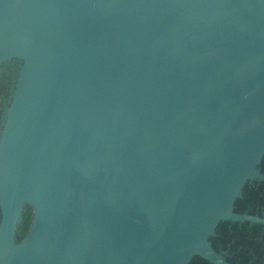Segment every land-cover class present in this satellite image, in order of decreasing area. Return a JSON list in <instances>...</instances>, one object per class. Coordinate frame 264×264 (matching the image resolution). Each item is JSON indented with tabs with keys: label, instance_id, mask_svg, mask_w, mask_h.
<instances>
[{
	"label": "water",
	"instance_id": "obj_1",
	"mask_svg": "<svg viewBox=\"0 0 264 264\" xmlns=\"http://www.w3.org/2000/svg\"><path fill=\"white\" fill-rule=\"evenodd\" d=\"M0 264H231L263 181L264 0H0ZM32 208L16 243L24 206Z\"/></svg>",
	"mask_w": 264,
	"mask_h": 264
},
{
	"label": "trees",
	"instance_id": "obj_2",
	"mask_svg": "<svg viewBox=\"0 0 264 264\" xmlns=\"http://www.w3.org/2000/svg\"><path fill=\"white\" fill-rule=\"evenodd\" d=\"M17 62L0 67V126L3 108L7 105L16 82ZM264 174V156L258 166ZM234 211L264 217V182L249 181L242 190V197L234 203ZM32 208L25 205L16 226V243L28 233L32 221ZM215 251L223 254L231 264H264V227L251 223L220 222L215 236L209 239ZM189 264H210L193 257Z\"/></svg>",
	"mask_w": 264,
	"mask_h": 264
}]
</instances>
